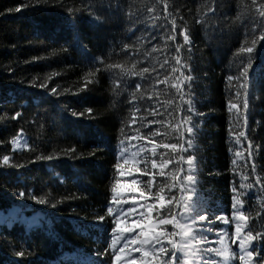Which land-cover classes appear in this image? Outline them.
<instances>
[{
	"label": "trees",
	"instance_id": "1",
	"mask_svg": "<svg viewBox=\"0 0 264 264\" xmlns=\"http://www.w3.org/2000/svg\"><path fill=\"white\" fill-rule=\"evenodd\" d=\"M209 4L217 9L215 16L208 11ZM239 4L240 0H42L39 4L0 0V159L9 156L7 165L0 163V264H76L72 258L76 251L107 262L109 256L98 253L107 246L112 226V217L106 215L115 195L112 187L125 179L132 185L133 197L157 201V186L170 181V174L178 179L187 174H177V166L186 170L187 156L193 154L187 144L193 138L186 131L188 116L196 125L198 183L192 195L209 206L197 231L201 226L211 228L206 231L208 243L198 247L218 248L224 235L218 230L223 228L225 243L239 254V240L232 244L230 239L234 225L212 215L231 220L234 196L243 201L241 210L248 217L241 237L249 228L254 235L264 231V189L256 183L257 177L264 183V39H259V29L253 32L251 17L235 19ZM173 19L175 40H170ZM184 27L190 43L181 35ZM254 38L252 54L239 51L251 47ZM123 44L133 48L123 50ZM153 45L157 51H152ZM176 45H181V65L190 67L175 64ZM249 55L252 67L242 88L244 79L236 77ZM137 61L135 70L151 65L156 69L154 80L161 83L123 76L117 85L119 70L105 67L121 63L131 68ZM173 67L178 70L173 72ZM136 83L141 85L139 91ZM188 101L194 111L188 110ZM230 103L237 108L230 111ZM240 132L245 135L239 136ZM137 134L149 157L139 171L125 163L132 154L130 138ZM168 144H177V149L165 148ZM180 145L187 151L181 152ZM122 149H126L123 155ZM172 191L179 198L181 194ZM162 194L168 198L167 188ZM174 212L179 214V207ZM101 215L104 221L97 219ZM120 219L122 228L131 225L126 217ZM161 227L173 231L172 225ZM253 244L264 255V239ZM241 262L238 256L233 260Z\"/></svg>",
	"mask_w": 264,
	"mask_h": 264
},
{
	"label": "snow or ice",
	"instance_id": "2",
	"mask_svg": "<svg viewBox=\"0 0 264 264\" xmlns=\"http://www.w3.org/2000/svg\"><path fill=\"white\" fill-rule=\"evenodd\" d=\"M35 4H39L42 0H33ZM209 12L215 16L217 9L211 7V5H206ZM238 7L241 8V11L237 13L236 20H242L248 17H251L253 32L259 29L260 35L259 39H264V0H250V3L247 0H240V4ZM167 8V5H165ZM17 11L19 8L16 9ZM154 9L149 8L148 11L151 12ZM69 11H72L69 9ZM99 19V17H97ZM207 19V18H206ZM135 23V22H133ZM175 20L173 19L171 22L172 34L167 38L170 40H175ZM188 33V29L186 27L181 29V35L183 36V40L185 43H190V38ZM139 39V38H137ZM256 38H254L251 42V47H241L239 49L242 53L252 54L254 48L256 46ZM133 48L132 45L123 44L122 49L128 50ZM181 45H176V55L172 57L175 61V64L180 67H190L187 64L181 65ZM158 48L153 45L152 51H157ZM133 54L134 49H133ZM125 55H128V52H125ZM151 53H145V57L150 56ZM137 62H134L131 68L125 67L124 64H109L105 67L107 69H118L119 71L116 73V79L114 83L119 85L121 83V78L123 76H132V77H141L146 81H153L154 78L152 76V72H155L156 69L154 67H141L138 71L136 69ZM168 60L165 59L164 64H167ZM243 64L244 62L241 61ZM164 64H161L160 67L163 68ZM252 67V56H248L247 64L240 70L239 75L236 79L243 78L245 83L241 85L242 88H246L247 78H248V69ZM178 70L177 67H173L172 71L176 72ZM181 76H183V72L181 71ZM167 77L165 78V80ZM184 79L190 80L191 77H184ZM232 79V77H229ZM155 83H161L159 79L154 80ZM182 83V81H181ZM43 87V85H41ZM141 85L136 83L134 88L136 91H139ZM177 91H180L179 86L177 85ZM55 91V89H53ZM181 98H183V93L181 92ZM239 95V93H237ZM244 101L243 107L245 110L248 109V93L244 92ZM133 98H135V92H133ZM237 108L236 104L230 103V111L231 109ZM188 110L194 111V105L192 101H188ZM91 111V109H89ZM17 116L20 114L17 113ZM245 123L247 118L245 117ZM185 121L189 122V126H187L186 131L188 133L193 134V138L187 141L188 147L193 148V154H189L186 159V163L188 165L187 169H183L181 166H177V174L179 172L186 171L182 178L178 179L177 175L170 174V181L158 185V191L155 194L156 200L159 204V207L156 208L157 217L154 223L150 224L145 230V226L142 222L133 221L132 224L128 228H122L121 225L123 221H121L120 217L124 216L126 212L130 213L133 211L130 206L128 209H124L122 206L117 208L114 205H120L121 201L117 198L116 195H113L111 201L106 206V215L112 217L111 220V228L109 241L107 246L104 248L103 252L98 253V255H108L109 259L106 264H137V259L139 260V264H233V260L237 258L243 262V264H264V255L261 254V248L257 247L256 244H253V240H261L264 239V231H258L254 235V232L251 228H249L246 233L241 237L242 226L246 227V221L248 217L244 215V211L242 209L243 201L239 200L237 197H233L232 204V212H231V220L227 216H223L222 214L217 216L215 212H212V215L215 216V219L222 220V222L227 225L229 223L234 225V233L230 237L231 243L235 244L237 240H239V254L233 250L231 244L225 243L224 236L227 235L223 228L219 229V233H224V235H220L219 237V247L218 248H201L198 245L208 243V238L206 235V231H210L211 228L205 230L202 226L199 231H197V225L200 221H205L206 216L209 213V206L207 203L201 198L197 197L195 200L193 199V193L195 192V185L198 183L197 177L194 173H196L197 168L195 164L196 157L194 155L195 147L193 144V140L195 139V131L196 125L190 123L191 116L185 117ZM183 135V133H181ZM244 132H240L239 136H244ZM17 143V139H13V144ZM123 143V141H121ZM165 148H171L174 151L177 149V144H168L164 146ZM181 152H186L187 149L183 147V145L179 146ZM248 156L249 158L252 156V142L248 141ZM126 149L121 150V154ZM135 155V154H133ZM240 153L237 152V156ZM43 158V157H41ZM47 159H51V157H46ZM181 164L185 162V157L183 155L180 156ZM128 161L125 160V163ZM171 161H164L165 164L170 163ZM0 163L7 165L9 163V156L4 155L2 159H0ZM235 163V161H233ZM152 167H156V160L152 159L151 161ZM19 167V165H16ZM115 167L117 169L120 168L119 164H116ZM253 171H255V164L252 165ZM139 171V169H137ZM123 173H121L122 175ZM145 175L151 176V172L145 173ZM161 176H164V173H160ZM246 179V178H245ZM175 181V182H171ZM136 183L135 180L132 181L134 185ZM256 183L260 184V188L264 189V183H260V177L256 178ZM147 186L151 188V181L148 182ZM242 188H252L253 185H241ZM165 188L168 190V198L162 194L165 191ZM176 189L181 195L179 198L172 191ZM111 191L113 193L117 192L115 186L112 187ZM236 192V189H233ZM20 195H24L23 192ZM140 196L143 197L144 193L141 192ZM36 199V197H33ZM133 201L135 197H132ZM41 203H46V200L41 199ZM167 205V207H166ZM240 205L241 207H238ZM155 205H147L146 211L150 215L153 211ZM179 207V214L174 212V208ZM145 213H140V216L143 217ZM179 215V219L177 218ZM97 219L99 221H104L105 216H98ZM184 221V222H182ZM166 225H172L173 231L169 232L165 227ZM135 228H139L140 232L135 235L125 236L124 233H132ZM178 229L179 231H176ZM179 237V239H175V237ZM137 237L140 239L137 241ZM138 246L131 248L133 252L141 253V256L138 258H132L130 256H124L125 248L129 247V243ZM167 242V246L165 244ZM170 247L171 252L169 254L168 248ZM264 247V245H261ZM179 253V255H178ZM205 254L209 255V259L205 260ZM17 255L23 256V252H18ZM215 255L217 257L222 258L221 260H213L211 256ZM101 264H105L104 261H101Z\"/></svg>",
	"mask_w": 264,
	"mask_h": 264
}]
</instances>
